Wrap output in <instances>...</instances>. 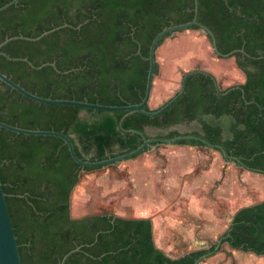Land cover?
Segmentation results:
<instances>
[{
    "label": "trees",
    "instance_id": "16d2710c",
    "mask_svg": "<svg viewBox=\"0 0 264 264\" xmlns=\"http://www.w3.org/2000/svg\"><path fill=\"white\" fill-rule=\"evenodd\" d=\"M8 1L0 0V6ZM198 1V19L212 30L220 53L214 51L223 57L235 50L229 56H235L244 81L218 91L213 73L193 72L185 91L167 108L158 113L132 112L121 126L126 110L39 102L0 79V119L64 131L78 155L88 160L134 149L143 141L142 133L149 137L192 133L223 145L238 157L231 159L237 164L264 172V0ZM194 14L195 0H19L0 11V42L67 25L37 40H10L0 48L6 53L0 54V70L42 96L136 103L145 94L153 37ZM172 34L164 35L158 47ZM206 34L212 42L211 33ZM13 57L55 65L38 68ZM159 67L156 61L155 75ZM144 107L155 109L150 100ZM193 121L200 123V129L181 131V124ZM176 142L206 145L194 138ZM159 143L165 142H154ZM99 167L103 166L77 162L59 136L0 126V179L23 264H60L76 246L81 248L65 264H193L214 248L216 243L172 257L156 245L151 217L108 210L74 215L71 195L81 171ZM224 241L232 248L264 254V199L236 211L221 236Z\"/></svg>",
    "mask_w": 264,
    "mask_h": 264
},
{
    "label": "rangeland",
    "instance_id": "374dc122",
    "mask_svg": "<svg viewBox=\"0 0 264 264\" xmlns=\"http://www.w3.org/2000/svg\"><path fill=\"white\" fill-rule=\"evenodd\" d=\"M193 30L195 35H203L210 47L202 41H189L184 39L191 38L190 35L186 34L188 31ZM181 39L180 42L176 43L174 47L175 53L181 58V65L192 64L196 59L202 61H197L190 68H181L179 70V75L175 79L176 85L173 90L167 94H161L157 90L152 92L150 97V105L152 107H157L163 102H165L170 96H172L180 87L183 73L188 70L195 68H202L212 71L218 79L219 84L222 88H226L230 85L240 83L245 80V73L240 69L236 63L235 56L220 57L214 51L211 40L201 28H187L179 31H175L172 35L168 36V39ZM194 39V38H191ZM158 61V57H157ZM173 65V63H172ZM160 66V63H159ZM160 68V67H159ZM181 131H193L195 129H200L201 125L197 121L191 123L181 124ZM169 143H159L154 147L148 149L151 151L156 149L159 152V149L162 147H167ZM196 151L201 155L198 160L199 163L196 165L195 171L198 172L200 168L210 165V162L213 158H216L220 161L219 167L211 166L205 171L195 175L194 177L186 178L182 180L177 174H175L174 167L177 164L175 161L172 162V166L168 170L169 172V181H165L164 191L165 194L172 196L175 194L176 190L182 189L185 192L184 185L194 184L195 182L209 183V191L214 190L217 184L221 182V179L218 177L219 168H222V171L226 174L224 176V184H221L217 189V202L219 207L218 212L223 216H227L225 226L223 229L217 232L219 225H221L220 214L215 213L213 207L208 205L206 208L205 205H199L202 207L205 212V218L209 221L210 232L208 235H214L217 232L215 237L206 238V237H192V238H180V237H171L167 241L170 246V250L165 248L166 252L172 255H180L181 253L189 250L190 248L197 247L198 245H203L202 248H209L211 245L215 244L221 236L227 231L229 226L233 221V213L236 209L241 206L236 200L237 198L242 200L249 198L248 202H258L264 199V174L246 169L238 165L234 160H229L222 155V153L214 148L204 144H193ZM189 158V157H188ZM130 159L121 160L109 165L94 168L91 170H82L80 173V179L78 183L74 186L72 195H71V211L73 214L79 215L81 212H102V211H111L114 213H119L121 211L129 212V207L132 206L135 202V185L136 178L132 177L130 174L129 162ZM174 165V166H173ZM218 178V179H217ZM216 179V180H215ZM184 182V183H183ZM244 184L241 186L239 184ZM158 186V184H156ZM159 187V186H158ZM152 194L150 193V203H155L157 207L164 206L167 203V198L161 197L159 195V188ZM177 187V189H176ZM168 189V190H167ZM149 192V191H148ZM154 196V197H153ZM224 196V199H222ZM221 197V199H220ZM148 210H152L151 205H147ZM182 205H178V210L171 207H167L162 211L161 216L167 215V212H172L176 214L182 209ZM161 208V207H160ZM198 211L200 210L197 208ZM216 209V210H217ZM222 248L217 250L214 254L216 256V264H224V258H229L231 264H251L255 262L256 264H264V255H258L251 250L243 249H234L230 246L228 241L221 243ZM225 249H228L230 253H235L234 257L229 253L225 252ZM212 254V255H214ZM231 255V256H230ZM256 256H261L256 261ZM254 257V258H252ZM209 258L205 257L199 261L198 264H201L204 260ZM253 259V260H252ZM252 260V261H251Z\"/></svg>",
    "mask_w": 264,
    "mask_h": 264
},
{
    "label": "crops",
    "instance_id": "0c3cea01",
    "mask_svg": "<svg viewBox=\"0 0 264 264\" xmlns=\"http://www.w3.org/2000/svg\"><path fill=\"white\" fill-rule=\"evenodd\" d=\"M193 32H194L193 30H190L186 34L190 35V37L194 39L187 38L184 40L202 41L208 46V49L210 51V47L207 39L203 35H195ZM180 41L181 39L178 38L168 39V40L165 39L164 42L157 48L156 56L158 57V62L160 63V69H159V73L154 76L152 92H154L155 90H157L161 94H167L171 92L176 85L175 79L179 75V70L181 68L182 69L190 68L197 61H202L200 59H196L192 64L181 65L180 56H178L177 53L173 52L176 43ZM200 156L201 155L196 151L193 144L173 142V143H169L167 147L160 148L159 152L156 149H153L151 151L146 150L141 152L135 157L129 158L130 174L132 177L136 178V185L134 188L135 202L132 206L129 207L128 209L129 212L121 211L117 214L124 216H133V217H151L153 237L156 245L159 248H161L167 255L172 257H178L191 250L202 248L203 245L200 246L198 245L197 247L190 248L189 250H186L185 252L177 256V255L169 254L165 251L166 250L165 248L170 250V246L167 241L168 238L171 237L192 238L194 236L198 238L199 237L211 238V237H215L217 235V232L223 229V227L225 226L227 216L221 215V213H219L217 209L219 207L217 202L218 200L217 189L221 184H224V176L226 174V171H228L229 169H226L224 173L222 171V168H219L218 177L221 179V182L216 185V187L214 188L213 191H211V193L208 187L213 180L207 184L202 182H197V183L195 182L194 184L184 185L183 187H185V192H183L182 189L178 190L176 187L177 190L175 194L172 196L165 194L166 192L164 191V185H165V181L167 182L169 181L168 170L172 166L173 161H175V163H179L176 165V167H174V170H175V174H177L179 178H182L183 181L186 180V178L188 177L192 179L191 177L198 175L199 173L205 171L207 168L211 166H216V165L218 166L220 163L218 159L213 158L212 161L210 162V165L200 168V170L196 172L195 169H196V165L199 163L198 160L201 158ZM156 184H158L159 187ZM239 185L244 186V184H239ZM157 187L159 188V190L161 189L160 192H162L159 193V195L161 197L167 198V203L164 206L157 207L155 203L152 204L150 203L149 195L150 193L153 194L155 190H157ZM222 199H224V196H222ZM248 200L249 198L246 197V199L244 200H242V198L240 199L237 198L236 201L239 204L241 203V206L239 208L245 205L256 203V202L249 203ZM148 204L151 205L152 210H148L147 207ZM198 204L205 205L206 208L208 207V205L209 207L212 206L214 212L215 213L218 212V214H220L219 215V217H221L220 222L222 223L221 225H219L216 234H214L213 236L208 235L209 233H211L210 225H209L211 221L205 218V214L208 213L205 212L202 207H199ZM178 205L183 206L180 212L173 214L172 212L168 211L167 215L161 216L162 211L165 210L167 207H171L173 209L178 210ZM197 208H199L200 210L198 211ZM239 208H237L236 211ZM85 213L87 212H81L79 215ZM235 213H233L232 215L233 217ZM225 252L227 254L230 253V251L228 252L226 250ZM230 254L232 255V256L230 255L231 257L235 256V253L233 252ZM216 256L218 255L215 254L210 255L209 258L207 260H204L201 264H216V261L214 259L216 258ZM261 256H256L257 257L256 261H258V258H262ZM223 260H224L223 262L224 264L232 263V261L230 262L229 258H224ZM251 264H256V263L252 262Z\"/></svg>",
    "mask_w": 264,
    "mask_h": 264
},
{
    "label": "water",
    "instance_id": "95a60500",
    "mask_svg": "<svg viewBox=\"0 0 264 264\" xmlns=\"http://www.w3.org/2000/svg\"><path fill=\"white\" fill-rule=\"evenodd\" d=\"M19 0H10L7 3L3 4L0 6V11L10 7L11 5L17 3ZM199 1L195 0V14L194 17L188 21H183L179 23H172L168 26L163 27L159 32L156 33V35L153 37L151 44H150V49H149V68H148V74H147V83H146V90L143 98L141 101L136 102V103H128L125 105H117V104H109V103H100V102H94V101H88V100H81V99H75V98H65V97H50V96H42L38 93L32 92L23 85H21L19 82L15 81L13 78H11L9 75H7L5 72L0 70V79L12 86L13 88L17 89L20 91L22 94L28 96L29 98H32L34 100H37L39 102H45V103H59V104H74V105H80L84 107H91V108H99V109H108V110H126V113L121 117L120 119V125L122 126V121L123 119L130 113L135 112V111H141V112H148V113H158L165 108H167L170 104L173 103L186 89V81L187 77L189 74L197 71H202L206 73L212 74V72L202 69V68H195L186 71L183 74L182 77V82L180 88L170 97L168 98L165 102L160 104L157 107H154L155 109L153 110H147L145 109V104L149 102L151 92H152V86H153V81H154V76H155V65L157 61V56H156V49L158 47V42L159 40L166 35L167 33L171 32L174 33L175 31H179L182 29H187L191 27L194 24H199L201 25V29L204 32H209L212 35V44L214 47V50L217 53H220L217 43H216V38L212 32V30L205 25L204 23L200 22L199 19ZM67 25V23H64L59 26H54L51 29H47L43 31L41 34L37 36H27L23 34H18V35H12L7 38H5L3 41L0 42V48L7 44L10 40L16 39V38H25V39H30V40H37L40 39L42 36L45 34H48L49 32H52L56 30L57 28ZM80 26V25H78ZM240 50H243V48H240ZM235 50H232L228 53H225L224 56H229L234 53ZM6 54L3 51H0V54ZM10 57V56H9ZM15 59L17 58H22L24 60H28L33 66L41 68L45 64H53L55 65V62H45L41 65H35L32 63L27 57H13ZM212 76L215 79V83L217 86L218 91H221V86L218 82V79L214 74ZM0 126L4 127L6 129L15 131V132H20V133H25V134H36V135H54V136H59L65 140L67 143L70 153L72 157L82 164L83 166H97V165H102L106 166L109 163H115L121 160H125L131 157H134L135 155L141 153L144 151L145 147L149 146V149L154 147L155 144L154 142H165V143H173L178 140L182 139H200L202 140L207 146L214 147L220 149L221 153L224 155V157H228V159H234L238 160V157L229 154L226 149L224 148L223 145L218 144V143H212L209 140H207L205 137L201 135H196L192 133H182L179 135H175L172 137H157V136H147L146 134L142 133L143 135V141L134 149L125 151L123 153L114 155V156H108L103 159H97V160H88V159H83L81 158L76 149L73 140L71 137L66 134L64 131L57 130V129H45V128H30V127H24L20 126L17 124H12L10 122H7L5 120L0 119ZM128 130H137L134 128H130ZM221 239L218 240V243L215 245V247L212 250L207 251L206 253H203L200 255L196 261L193 264H198L200 260H202L205 257H208L212 254H214L220 247ZM81 246H76L72 249H70L65 255L62 257L60 264H65L67 258L72 254L73 252L79 250ZM0 264H23L22 259H21V254L19 251V244L17 241V236L14 230V225H13V215L12 211L10 209V206L8 204L7 198H6V192L3 189V184L0 179Z\"/></svg>",
    "mask_w": 264,
    "mask_h": 264
},
{
    "label": "flooded vegetation",
    "instance_id": "af4514ba",
    "mask_svg": "<svg viewBox=\"0 0 264 264\" xmlns=\"http://www.w3.org/2000/svg\"><path fill=\"white\" fill-rule=\"evenodd\" d=\"M225 57H228V56H225ZM250 170V169H249ZM257 172H259V171H257ZM260 173H263L264 174V172H260ZM218 243V241L216 242V244ZM215 244V245H216ZM215 247V246H214ZM232 247V246H231ZM222 248V246H221V243H220V247H219V249H221ZM218 249V250H219ZM235 249V248H234ZM226 251H228L229 252V250L228 249H225ZM254 252V251H253ZM256 253V252H255ZM256 254H259V253H256ZM260 255H264V254H260Z\"/></svg>",
    "mask_w": 264,
    "mask_h": 264
}]
</instances>
